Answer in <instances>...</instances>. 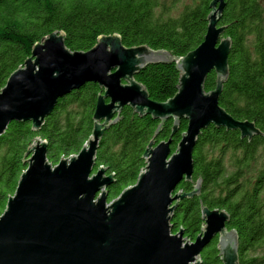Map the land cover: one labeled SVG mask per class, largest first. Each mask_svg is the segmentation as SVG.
I'll use <instances>...</instances> for the list:
<instances>
[{
    "label": "water",
    "instance_id": "water-1",
    "mask_svg": "<svg viewBox=\"0 0 264 264\" xmlns=\"http://www.w3.org/2000/svg\"><path fill=\"white\" fill-rule=\"evenodd\" d=\"M203 42L185 56L147 45L127 47L120 35H101L89 51H72L64 33L55 31L37 42L23 66L0 90V135L12 121H29L39 130L60 97L88 82L98 83L92 135L78 154L53 165L47 141L37 137L25 157L14 195L0 216V264H199L203 249L219 236L223 264H238L239 240L226 227L225 210L202 208L205 221L195 241L184 230L173 233V214L185 197L201 192L178 190L194 173V153L203 129L213 124L238 130L242 137L261 134L255 122L239 120L220 105L229 75L232 41L223 36L219 20L225 0H213ZM176 64L178 92L164 102L151 98L135 76L152 64ZM216 88L207 91L210 72ZM125 106L162 122L174 119L172 136L181 119L188 121L176 152L168 141L148 144L147 165L135 184L109 201L107 187L114 175L101 167L94 172L105 130L118 121Z\"/></svg>",
    "mask_w": 264,
    "mask_h": 264
},
{
    "label": "trees",
    "instance_id": "trees-1",
    "mask_svg": "<svg viewBox=\"0 0 264 264\" xmlns=\"http://www.w3.org/2000/svg\"><path fill=\"white\" fill-rule=\"evenodd\" d=\"M213 0H189L178 10V0H0V90L10 75L23 66L37 42L59 31L72 51H89L101 35L118 34L127 47L147 45L185 56L204 40ZM219 20L224 37L232 41L229 75L220 105L239 120L255 122L261 134L242 137L240 131L209 125L203 129L194 153L192 180L178 190L190 193L198 181L201 192L180 200L173 214V233L195 241L205 224L202 208L225 210L226 227L239 240L238 264H264V0H225ZM151 98L164 102L178 92L176 64H152L136 76ZM217 74H208L205 89L216 88ZM98 83L88 82L60 97L39 130L29 121H12L0 135V216L27 169L26 153L40 137L47 141L48 159L78 154L92 135ZM162 121L140 115L125 106L118 121L100 141L94 172L101 167L114 181L108 200L136 183L147 162L145 150L152 139L168 141L174 119ZM188 121L181 119L172 136L176 152ZM217 235L203 249L199 264H223Z\"/></svg>",
    "mask_w": 264,
    "mask_h": 264
},
{
    "label": "rangeland",
    "instance_id": "rangeland-1",
    "mask_svg": "<svg viewBox=\"0 0 264 264\" xmlns=\"http://www.w3.org/2000/svg\"><path fill=\"white\" fill-rule=\"evenodd\" d=\"M167 1L170 2L171 0H167ZM185 2H189V0H178V2H177L178 10L182 9V7H183V5H184Z\"/></svg>",
    "mask_w": 264,
    "mask_h": 264
},
{
    "label": "clouds",
    "instance_id": "clouds-1",
    "mask_svg": "<svg viewBox=\"0 0 264 264\" xmlns=\"http://www.w3.org/2000/svg\"><path fill=\"white\" fill-rule=\"evenodd\" d=\"M44 140V139H43Z\"/></svg>",
    "mask_w": 264,
    "mask_h": 264
}]
</instances>
